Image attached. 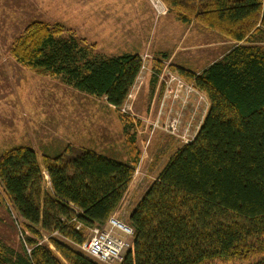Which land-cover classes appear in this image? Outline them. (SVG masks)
<instances>
[{"label":"trees","instance_id":"obj_1","mask_svg":"<svg viewBox=\"0 0 264 264\" xmlns=\"http://www.w3.org/2000/svg\"><path fill=\"white\" fill-rule=\"evenodd\" d=\"M161 2L178 22L214 31L232 46L199 74L177 70L205 95L208 110L128 215L133 236L120 264H264V48L257 39L264 37V0ZM9 54L22 68L115 109L142 68L138 55L94 54L60 25L43 22L29 23ZM126 148L127 163L71 146L40 160L24 146L1 154V192L22 220L27 251L14 262L0 252V264H98L71 245L118 210L140 160L133 137ZM53 233L68 243L50 237L53 250L40 244Z\"/></svg>","mask_w":264,"mask_h":264},{"label":"rangeland","instance_id":"obj_2","mask_svg":"<svg viewBox=\"0 0 264 264\" xmlns=\"http://www.w3.org/2000/svg\"><path fill=\"white\" fill-rule=\"evenodd\" d=\"M31 22L60 25L103 57L138 53L142 68L123 106L115 109L19 66L9 49ZM257 39L264 48V37ZM231 46L214 31L178 22L161 0H0V155L32 146L40 160L71 146L127 163L126 137H133L140 160L115 216L127 225L130 211L173 154L194 138L208 110L205 95L177 70L199 74ZM1 191L0 252L14 262L27 251L22 220ZM50 237L66 241L43 235L40 244L53 250Z\"/></svg>","mask_w":264,"mask_h":264},{"label":"built area","instance_id":"obj_3","mask_svg":"<svg viewBox=\"0 0 264 264\" xmlns=\"http://www.w3.org/2000/svg\"><path fill=\"white\" fill-rule=\"evenodd\" d=\"M47 180V177L45 176ZM80 224L76 229H80ZM89 235L77 249L98 264H120L130 248L133 230L130 226L110 216L103 227L88 229ZM58 235L57 233H53Z\"/></svg>","mask_w":264,"mask_h":264},{"label":"crops","instance_id":"obj_4","mask_svg":"<svg viewBox=\"0 0 264 264\" xmlns=\"http://www.w3.org/2000/svg\"><path fill=\"white\" fill-rule=\"evenodd\" d=\"M135 55H138V56H139L138 53H135ZM222 56H223V55H222ZM222 56H221V57H222ZM110 57H113V56H110ZM221 57H220V58H221ZM220 58H219V59H220ZM219 59H217V60H219ZM215 61H216V60H214L213 62H215ZM213 62H211V63H213ZM208 65H209V64H208ZM208 65H207V66H208ZM207 66H205L203 69H205ZM187 69H188V68H187ZM188 70H190V69H188ZM190 71H191V70H190ZM132 87H133V86H132ZM24 147H26V146H24ZM27 148H29V147H27ZM30 149L34 150L32 146H30ZM34 151H35V150H34ZM120 205H121V204H120ZM118 208H119V207H118ZM117 211H118V210H117ZM117 211H116L112 216H117V215L119 214V213L117 214ZM132 211H133V210H131L130 213H131Z\"/></svg>","mask_w":264,"mask_h":264}]
</instances>
